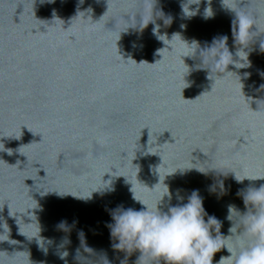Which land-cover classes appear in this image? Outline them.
Returning a JSON list of instances; mask_svg holds the SVG:
<instances>
[{"label":"water","instance_id":"water-1","mask_svg":"<svg viewBox=\"0 0 264 264\" xmlns=\"http://www.w3.org/2000/svg\"><path fill=\"white\" fill-rule=\"evenodd\" d=\"M195 2L0 0V264H65L64 248L77 264L81 229L97 256L120 264L109 210H154L167 188L158 210L198 190L229 235L228 205L245 211L238 190L264 185V90L253 91L264 83V0ZM240 15L254 27L251 66L210 63L223 42L201 64L221 35L239 62ZM217 180L223 193L209 191Z\"/></svg>","mask_w":264,"mask_h":264},{"label":"clouds","instance_id":"clouds-1","mask_svg":"<svg viewBox=\"0 0 264 264\" xmlns=\"http://www.w3.org/2000/svg\"><path fill=\"white\" fill-rule=\"evenodd\" d=\"M198 2L199 0L195 3ZM207 16L209 15H206V18ZM167 21L170 23L171 17ZM149 22L155 24L152 14L147 24ZM232 23L234 43L238 45L235 55L239 58V62L233 59V54L226 45L228 36L221 35L213 38L210 47L199 51L201 64L205 60L201 53H212L216 45L223 42V48L211 55L210 63L215 65L223 62L225 72H230L226 71V67L230 64L235 65L238 69L251 66L248 55L251 51L249 36L254 28L252 21L246 15H240L239 17L236 16ZM193 44L195 45L194 51L191 55L185 56H192L196 52L198 46L195 42ZM261 50L264 51L262 48ZM217 74L222 75L221 73ZM250 75V73L245 72L243 78L248 79ZM258 75L264 79V71H258ZM261 90H264V83L258 87L253 85L254 92ZM200 172L207 174L204 171ZM245 178L237 179L235 177L237 182ZM217 188L221 193L224 192L223 180H217L214 185H210L209 191H215ZM99 189L102 188L97 190ZM108 190L114 191L113 188ZM237 195L242 197L245 211L241 212L235 205H228L226 219L231 222L228 236L220 233L222 221L205 212L203 198L199 196L198 190L192 191L187 203L169 206L167 212L158 210L157 205L164 196L171 200L172 197L168 188L154 210L147 207L135 210L117 205L116 208L109 210L111 222H105V227L109 230L110 240L115 241L110 246L115 251L125 253V258L120 261V264H127V257L134 251L139 253L136 264H161V261L163 264H212L214 253L222 248L226 249L229 255L222 256L217 264H264V185L259 188L249 187L244 191L238 190ZM134 199L139 201L135 197ZM182 199L177 195L178 201ZM205 216H207L206 221ZM234 217L236 218L235 221ZM72 223L75 224L78 221L74 220ZM70 227L66 220H61L57 224V228L61 231H69ZM78 238L80 247L76 248L73 254V259L77 264H111L104 250H100L101 254L97 256L96 250L86 245L83 229L78 232ZM229 239H234L235 247H230L225 242ZM48 242L51 243V240ZM70 243L71 241L65 237L62 239L61 247ZM81 249L83 253L89 255L84 256ZM68 255L67 249L64 248L58 253V258L67 264L66 257ZM93 256H97V258L91 259Z\"/></svg>","mask_w":264,"mask_h":264}]
</instances>
